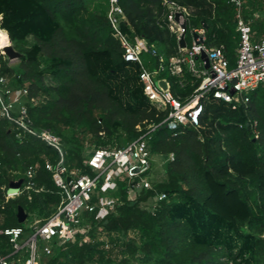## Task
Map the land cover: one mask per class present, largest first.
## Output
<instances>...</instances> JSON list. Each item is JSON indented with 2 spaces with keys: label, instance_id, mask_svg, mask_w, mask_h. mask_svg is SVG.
Masks as SVG:
<instances>
[{
  "label": "trees",
  "instance_id": "16d2710c",
  "mask_svg": "<svg viewBox=\"0 0 264 264\" xmlns=\"http://www.w3.org/2000/svg\"><path fill=\"white\" fill-rule=\"evenodd\" d=\"M174 1L192 9L189 26L204 24L206 45L222 46L232 67L238 34L230 0ZM117 2L125 17L123 34L145 39L165 60L177 54L176 38L164 25L163 0ZM107 11L108 0H0V51L10 39L20 55L10 64L0 53V77L27 89L31 127L59 137L64 165L75 175H94L83 164L90 149L124 146L166 117L144 96L141 67L122 59ZM256 12H264V0H246L243 16L253 41L264 38V21L253 17ZM164 76L181 100L199 84L185 67L179 77ZM201 103L198 126L151 132L149 150L165 157V179L134 200L118 182L109 192L118 204L106 218L83 214L91 226L89 242L78 238L54 247L46 264H264V84L235 109L212 96ZM18 133L0 118V230L20 227L24 238L32 231L29 225L47 218L60 202L44 168L46 160L57 162L58 153L37 137ZM30 168L33 190L5 201L10 184L25 186ZM160 194L164 198L152 209L139 207ZM18 208L26 214L23 223ZM10 252L0 236V254Z\"/></svg>",
  "mask_w": 264,
  "mask_h": 264
},
{
  "label": "built area",
  "instance_id": "2783aa9c",
  "mask_svg": "<svg viewBox=\"0 0 264 264\" xmlns=\"http://www.w3.org/2000/svg\"><path fill=\"white\" fill-rule=\"evenodd\" d=\"M245 3L246 0H230L235 8V31L238 34L235 61L230 67L222 46L206 45L205 27L189 26L192 9L181 6L174 0H163L162 4L166 8L164 25L175 36L178 49L175 56L165 60L157 48L148 44L145 39L136 37L131 40L122 33L120 24L125 22L123 11L117 0H108L107 20L113 29L114 38L120 43L122 59L141 67L139 80L143 94L157 109L165 111L166 117L159 124L149 126L147 132L124 146L90 149L83 164L91 170L93 176L75 175L73 171H68L64 165L65 152L59 137L50 131L36 132L31 127L25 104L27 89L13 88L7 79L0 77V118L16 126L20 131L17 136H35L58 153L57 162L52 164L46 160L44 168L51 174L60 196L58 206L47 218L35 219L29 225L32 231L26 237H22L23 229L20 227L0 230V236L7 238L11 248L10 253L0 254V264H46V258L53 255L54 247L74 243L78 238L82 242H89L91 226L85 221L83 214L94 212L97 221L106 218L118 204V200L109 193L117 189L118 182L126 184L129 200L131 195L135 199L141 190L152 188L149 176L154 155L150 152L148 143L151 132L158 127L176 132L181 127L198 126L203 112L201 101L206 96L230 104L232 109L248 102L249 93L264 84V38L253 41L250 21H246L243 16ZM181 36L185 41L184 48L178 45ZM201 53H205L208 58V69H204L203 60H195ZM145 57L154 59L155 63H150V60L145 63ZM184 67L191 77L199 80V84L189 97L181 100L173 96L164 74L179 77ZM160 82L164 83V88ZM29 103L34 104L35 99H29ZM167 159L172 160V154ZM33 174L34 169L30 168L27 173L29 180L17 192H9L7 189L4 192L5 201L19 196L23 191L33 190L34 185L30 180ZM163 198L164 195L160 194L154 201L158 202ZM24 253L26 257L23 256Z\"/></svg>",
  "mask_w": 264,
  "mask_h": 264
},
{
  "label": "rangeland",
  "instance_id": "374dc122",
  "mask_svg": "<svg viewBox=\"0 0 264 264\" xmlns=\"http://www.w3.org/2000/svg\"><path fill=\"white\" fill-rule=\"evenodd\" d=\"M254 16H257V17H255L256 19H261L264 21V12H262V13L256 12L254 14ZM1 43H2V40H1ZM9 63L15 64L16 60H9ZM87 146L89 148H92V145L89 143L87 144ZM153 159H154L153 168H152V171H151L150 176H149V178H150L149 180H150L152 185L162 181L163 179H165L164 167H165V162H166L165 157H163L161 155H154ZM134 197H135L134 195H131L130 199L134 200ZM154 203H155L154 199H149L146 202L140 203L139 207L141 209L150 210L155 206ZM132 236H133V233L130 232L129 237H132ZM101 239L105 240V237L102 236Z\"/></svg>",
  "mask_w": 264,
  "mask_h": 264
},
{
  "label": "water",
  "instance_id": "95a60500",
  "mask_svg": "<svg viewBox=\"0 0 264 264\" xmlns=\"http://www.w3.org/2000/svg\"><path fill=\"white\" fill-rule=\"evenodd\" d=\"M0 22H1V19H0ZM203 27H205L204 24H203ZM8 39H9V37H8ZM9 43H10L9 46L4 48L0 53L3 54L4 56H6L8 60H17L20 55L16 51H14V49L12 48L10 39H9ZM178 45L180 48L185 47V41H184L183 36H181V38L178 42ZM195 60H203L205 62L204 69H208L209 61H208V58H207L205 53H201L199 56L195 57ZM160 85L163 88L165 87L163 82H160ZM20 183L21 182L18 181V182L10 184L9 192H17V190L19 189ZM17 219H18L19 223H23L26 220V214L22 208H18V210H17Z\"/></svg>",
  "mask_w": 264,
  "mask_h": 264
}]
</instances>
